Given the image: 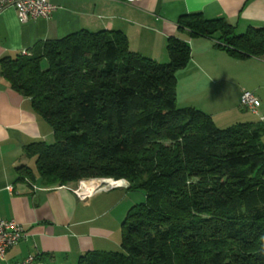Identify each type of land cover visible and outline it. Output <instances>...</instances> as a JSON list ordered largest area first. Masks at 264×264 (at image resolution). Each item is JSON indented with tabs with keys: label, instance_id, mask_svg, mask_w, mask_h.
I'll return each instance as SVG.
<instances>
[{
	"label": "trees",
	"instance_id": "16d2710c",
	"mask_svg": "<svg viewBox=\"0 0 264 264\" xmlns=\"http://www.w3.org/2000/svg\"><path fill=\"white\" fill-rule=\"evenodd\" d=\"M178 26L218 33L235 57L264 53V26L236 34L200 14ZM166 49L160 63L130 50L120 31L80 30L1 58L10 88L53 132L52 143L33 142L24 153L45 184L95 172L145 191L121 223L122 252H88L78 264H264V124L218 127L195 107L178 108L176 73L190 47L171 37Z\"/></svg>",
	"mask_w": 264,
	"mask_h": 264
},
{
	"label": "crops",
	"instance_id": "0c3cea01",
	"mask_svg": "<svg viewBox=\"0 0 264 264\" xmlns=\"http://www.w3.org/2000/svg\"><path fill=\"white\" fill-rule=\"evenodd\" d=\"M56 2L59 8L48 19L26 23L18 20L13 7L0 12V59L25 50L30 53L38 42L80 30H117L126 36L130 50L167 62V41L176 37L189 45L191 53L177 72V98L181 82L188 106L209 114L219 127L253 123L250 115L264 121V53L235 57L218 40V33L191 35L178 26L179 18L200 14L205 20L222 18L234 33L244 34L264 26V0ZM244 90L258 98L256 114L241 106ZM50 138L52 129L34 111L30 99L11 89L0 73V216L22 224L26 233L0 264H13L29 255L37 258L36 264H78L88 252L112 251L120 244V221L126 215L115 212L109 193H84L80 198L71 186L45 184L38 177L35 158L25 155V146ZM22 166L31 175L23 174ZM122 187L115 184L111 190Z\"/></svg>",
	"mask_w": 264,
	"mask_h": 264
},
{
	"label": "built area",
	"instance_id": "2783aa9c",
	"mask_svg": "<svg viewBox=\"0 0 264 264\" xmlns=\"http://www.w3.org/2000/svg\"><path fill=\"white\" fill-rule=\"evenodd\" d=\"M56 1L58 0H0V12L7 7H13L17 18L21 23H26L29 20H36L39 18L48 19L51 13L59 8ZM123 1L133 2L135 0ZM21 55H28V51L25 50L21 52ZM240 104L242 107L256 114L257 108L259 107V100L253 93L244 90L240 97ZM111 187L112 186L110 185L109 189ZM95 191L97 192L98 190L92 188L86 193L90 194ZM75 192L78 194L79 191L76 189ZM81 196L85 197L83 195ZM25 236V228L22 224L17 223L14 220L4 219L0 216V259L4 260L7 251L19 241L23 240ZM13 264H36L35 256L29 255Z\"/></svg>",
	"mask_w": 264,
	"mask_h": 264
},
{
	"label": "rangeland",
	"instance_id": "374dc122",
	"mask_svg": "<svg viewBox=\"0 0 264 264\" xmlns=\"http://www.w3.org/2000/svg\"><path fill=\"white\" fill-rule=\"evenodd\" d=\"M160 63H163V62H160ZM41 66H42V68H45L47 66V63L45 61H43L41 63ZM177 76H178V74L176 73V88H175L176 93H177ZM175 100H176V104H177L178 108L188 107L187 101L183 97V88H182L181 82H180V85L178 88V98L176 97ZM249 117H250V121H252L254 124H264V121H261L257 115H250ZM222 127H224V126H222ZM52 142H53V138H50L47 143H52ZM262 142H264V137H262ZM161 144L163 146L169 147V146H171V141L169 139L164 138L161 140ZM95 161H96L95 164L99 165V166L104 165L106 163L105 160H98V161L95 160ZM107 180H109L110 182L112 180H114V181H112V183L120 184L123 187L122 188H116L115 190H111L114 186L108 182H105ZM92 181L97 183L96 186L94 187V189L98 190L97 193H100V194H108L109 193V195L107 197L110 199L113 207H115V212L117 214H120V216L123 215V217H124L126 215V213L128 212V210L132 206L138 205L144 201L145 191L143 189L128 190L127 189L129 186L128 180H126V179H115L112 176H102V175H99L95 172H94V174L89 173V175H86V174L80 175V177L77 180L70 181L66 185H69L72 188H74V191L77 189L79 191L78 197L81 198L82 197L81 195L84 196V193L89 192V191H85L84 184L92 182ZM110 185L112 187L109 189ZM121 221H120V224H121ZM110 249H112V251L122 252L120 244H118L117 247H114V248L111 247Z\"/></svg>",
	"mask_w": 264,
	"mask_h": 264
},
{
	"label": "bare ground",
	"instance_id": "6f19581e",
	"mask_svg": "<svg viewBox=\"0 0 264 264\" xmlns=\"http://www.w3.org/2000/svg\"><path fill=\"white\" fill-rule=\"evenodd\" d=\"M112 181H114V180H112ZM112 181L110 182L109 180H107V181H105V182H108V183H110L111 185H115L114 183H112ZM116 182V181H115ZM96 182H89V183H85L84 184V186H85V190L86 191H89V189L91 190L92 188H94L95 186H96Z\"/></svg>",
	"mask_w": 264,
	"mask_h": 264
}]
</instances>
